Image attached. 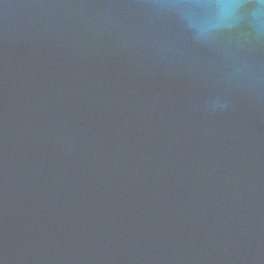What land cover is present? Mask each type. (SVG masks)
I'll return each instance as SVG.
<instances>
[{
	"label": "water",
	"instance_id": "obj_1",
	"mask_svg": "<svg viewBox=\"0 0 264 264\" xmlns=\"http://www.w3.org/2000/svg\"><path fill=\"white\" fill-rule=\"evenodd\" d=\"M0 0V264H264V9Z\"/></svg>",
	"mask_w": 264,
	"mask_h": 264
},
{
	"label": "snow or ice",
	"instance_id": "obj_2",
	"mask_svg": "<svg viewBox=\"0 0 264 264\" xmlns=\"http://www.w3.org/2000/svg\"><path fill=\"white\" fill-rule=\"evenodd\" d=\"M260 0H172V5L181 8L217 9L239 5L244 8L248 5H257Z\"/></svg>",
	"mask_w": 264,
	"mask_h": 264
},
{
	"label": "clouds",
	"instance_id": "obj_3",
	"mask_svg": "<svg viewBox=\"0 0 264 264\" xmlns=\"http://www.w3.org/2000/svg\"><path fill=\"white\" fill-rule=\"evenodd\" d=\"M232 8H234V9H242V7H240L239 5H233ZM255 9H257V10L264 9V0H260V3L257 4Z\"/></svg>",
	"mask_w": 264,
	"mask_h": 264
}]
</instances>
